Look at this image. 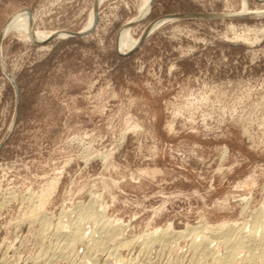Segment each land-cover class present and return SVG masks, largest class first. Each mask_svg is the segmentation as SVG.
Returning <instances> with one entry per match:
<instances>
[{
    "label": "rangeland",
    "instance_id": "rangeland-1",
    "mask_svg": "<svg viewBox=\"0 0 264 264\" xmlns=\"http://www.w3.org/2000/svg\"><path fill=\"white\" fill-rule=\"evenodd\" d=\"M99 1L0 0V264H224L211 227L264 223V0H153L123 54L141 0ZM19 16L69 36L4 35ZM81 206L108 222L72 251L56 230ZM262 234L231 264H264Z\"/></svg>",
    "mask_w": 264,
    "mask_h": 264
},
{
    "label": "bare ground",
    "instance_id": "bare-ground-1",
    "mask_svg": "<svg viewBox=\"0 0 264 264\" xmlns=\"http://www.w3.org/2000/svg\"><path fill=\"white\" fill-rule=\"evenodd\" d=\"M102 0H100L99 1V3L101 2ZM261 1V0H260ZM150 2H151V0H141L140 1V4H139V7H138V12H137V15H135V17L132 19V20H130L128 23H126L125 25H124V27H123V29H122V31H121V39H119V41H118V43H117V46H118V49L117 50H119V53H126V52H128L129 50L131 51V49L133 50L134 49V47L137 45L138 46V44H139V41H137V39L135 40V39H133L132 37H131V35H129V27H130V25L132 24V23H134L135 21H139L140 19H142L144 16H146L147 15V13H148V11H149V8H150ZM97 3V2H96ZM96 3H95V5H94V10H90V13H89V15H88V21H87V23H86V25L83 27V29L79 32V33H83L84 34V32L86 31V30H89V28H90V26L93 24V20L95 21L96 20ZM244 5V4H243ZM242 5V6H243ZM243 13H246V10H245V8H243ZM24 12H26V10H23ZM94 11V12H93ZM253 14H255V13H253ZM29 15H30V13L29 12H26V16L27 17H29ZM14 18V17H13ZM12 18V19H13ZM12 19H10L8 22H7V24H5V26H4V28H3V31H2V33L4 34H6L7 32H9L10 30L12 31H16V33H19V35L21 36V37H23V39H26V40H31V41H38V40H40V39H42L43 37H49V36H58V37H65L66 35L67 36H69V34H64V33H60V32H51V33H47V34H44L45 32H33V31H30V29L28 30V20L26 21V18H24L23 16H19V17H16V18H14L13 20ZM12 20V21H11ZM11 21V23L9 24V26L7 27V29H6V26L8 25V23ZM164 21V20H163ZM162 23V20L161 21H156V22H154V23H152V25L150 24V27H149V29L152 27H157L159 24H161ZM151 28V29H152ZM6 31V32H5ZM10 31V32H11ZM90 31V30H89ZM88 31V32H89ZM149 31V30H148ZM148 31H146V32H148ZM2 33H1V37H2ZM87 33V32H86ZM4 34V35H5ZM147 34V33H146ZM254 41V40H253ZM136 46V47H137ZM104 158H107V155H105V157ZM104 158H102V160L104 159ZM106 160V159H105ZM87 208H88V206H87ZM98 209V208H97ZM96 211H98V210H96ZM102 215L103 214H99V215H97L93 210H92V207H89L88 209H85V208H82V206L81 207H78V209H77V216H76V219H75V221L72 223V227L69 229V231H68V233H63V232H61V229L58 227V229L56 230V233H57V236H56V238H57V242L60 244V243H64L65 244V246H67V247H70L71 248V250L73 251L74 250V244L75 243H77L78 241H79V243L83 240V239H89V238H91V235L92 234H89V235H87L86 236V234H85V232L82 230V228L79 226V224H80V222H82L83 220H87V219H92V220H94L95 221V224H94V227H93V230H92V232H95V225H97L96 223L97 222H100V223H102V225L103 224H105L106 222H108V220H104V221H101L100 219H102ZM119 221V220H118ZM250 221H252V220H250ZM247 223V222H246ZM91 224V223H90ZM264 223H262V222H260V221H258V219L257 218H255V220L254 221H252V224H251V227H250V231H249V234H244V230L242 231V229H243V227L242 228H237V229H233V228H230V227H232V226H230V227H228L227 225L225 226V225H223V226H221V225H216L215 227H211V230L212 231H216V233H218V237L221 239L220 241H222L223 243H224V245H225V252H224V260H225V262H224V264H231V262H232V260L234 259V257H235V255L238 253V252H240L239 250H237L238 248H243L244 247V250L245 249H247L248 251L250 250V249H255L254 247L255 246H258V241H257V239H254V235H255V233L257 232V230L259 229H261L264 225H263ZM67 225V224H66ZM100 225V224H99ZM117 225V224H116ZM250 225V224H249ZM238 226H240V225H238ZM63 227H64V225H63ZM105 226L103 225V228H104ZM113 227V226H112ZM127 227V226H126ZM171 226L170 225H168L165 229H158V231H154V232H151V233H148L147 235H145L144 236V241H141L142 242V244H141V246H140V252H141V250H144V249H149L150 247H151V245H153V243L154 242H158L157 244L159 245L158 247H160L162 244H164V243H166L167 241H169L170 240V238L171 239H173L174 238V236H178L179 235V233L178 232H172V235L170 236H168L167 234H169V232H171V228H170ZM68 228H69V226H68ZM258 228V229H257ZM86 229H88L87 227H86ZM120 229V228H119ZM123 230V229H122ZM89 231V230H88ZM125 231V230H124ZM106 232V231H105ZM40 234V233H39ZM53 234H55L54 232H53ZM125 234V233H124ZM213 234V233H212ZM52 235V234H51ZM105 235V234H104ZM112 235H114V234H112ZM211 235V234H210ZM263 236V234L261 235V237ZM43 234H42V239H43ZM100 237V236H99ZM121 237V236H120ZM140 237V236H139ZM190 237V236H189ZM41 238V237H40ZM52 238V237H51ZM262 238H264V236L262 237ZM53 239V238H52ZM98 239V238H97ZM135 239L137 240V238L135 237ZM205 239V238H204ZM212 239V238H211ZM44 240V239H43ZM176 240H178V239H176ZM206 240V239H205ZM115 241V240H114ZM172 241V240H171ZM203 241V240H202ZM53 242V241H52ZM84 242V241H83ZM124 242H126V241H124ZM136 241H128L127 242V246L128 247H130L129 249L131 250L132 249V251L134 250L133 248H135V246L134 245H136V243H135ZM187 242V241H186ZM86 243V242H85ZM169 243H170V241H169ZM210 243V242H209ZM138 244V243H137ZM167 244V243H166ZM201 244V243H200ZM212 244V243H211ZM214 244V243H213ZM52 245H54V244H52ZM76 245V244H75ZM81 245V244H80ZM83 245V244H82ZM120 245V244H119ZM138 245H140V244H138ZM168 245V244H167ZM169 245H171V244H169ZM168 245V246H169ZM173 245V244H172ZM191 245V244H190ZM193 246H195L196 244H192ZM223 245V244H222ZM223 245V246H224ZM110 246V245H109ZM120 246H122V245H120ZM126 245H125V243H124V247H125ZM164 246H166V245H164ZM188 246V245H187ZM210 246V245H209ZM95 247V246H94ZM104 247V246H103ZM114 247H116V246H114ZM167 247V246H166ZM166 247L165 248H163V249H166ZM215 247H216V245H215ZM214 246H213V248H215ZM53 248V247H52ZM51 248V249H52ZM79 248V247H78ZM111 248V247H110ZM117 248V247H116ZM123 248V247H122ZM138 248H139V246H138ZM153 248V247H152ZM151 248V249H152ZM196 248H197V246H196ZM201 248H202V246H201ZM203 248H206V246H204ZM50 249V248H49ZM55 249V248H54ZM57 249V248H56ZM111 249H113V248H111ZM118 249H119V247H118ZM156 249V248H155ZM170 249H172V248H170ZM188 249V248H187ZM217 249H218V246H217ZM217 249H215L216 251H217ZM258 249V248H257ZM264 249V248H263ZM94 250L96 251V254H97V250L94 248ZM106 250H107V248H106ZM236 250L238 251L236 254H235V252H236ZM251 250V251H252ZM260 250V249H259ZM49 251V250H48ZM65 251V250H64ZM71 251V252H72ZM77 251V250H76ZM85 251V250H84ZM94 251V252H95ZM112 250H110V252H111ZM118 252V250H115V252ZM165 251V250H164ZM215 251V252H216ZM248 251H246L247 253H248ZM250 251V252H251ZM78 252V251H77ZM77 252H76V254H77ZM83 252V251H82ZM93 252V253H94ZM109 252V251H108ZM107 252V253H108ZM114 252V251H113ZM120 252V251H119ZM138 252V251H137ZM140 252H138L137 253V255H139L140 254ZM149 252V251H148ZM159 251H157V253H158ZM212 252H213V250H212ZM48 253V252H47ZM74 253V252H73ZM106 253V252H105ZM112 253V252H111ZM146 253V252H145ZM209 253V252H208ZM214 253V252H213ZM45 254V253H44ZM86 253H84V255H85ZM103 254V253H102ZM113 254V253H112ZM120 254V253H119ZM177 254V253H176ZM78 255V254H77ZM84 255H82V257L81 258H83L84 257ZM105 255V254H104ZM114 255V254H113ZM117 256H119L118 254H116ZM135 255V254H134ZM149 255V254H148ZM157 255V254H156ZM159 255V254H158ZM163 255H165V254H163ZM169 255V254H168ZM167 255V256H168ZM170 255H172V254H170ZM191 255V254H190ZM203 255H204V253H203ZM209 255V254H208ZM74 256V255H73ZM85 256H87V255H85ZM91 256H92V254H91ZM145 256H147L146 254H145ZM159 256H161V254L159 255ZM44 257V256H43ZM47 257V256H46ZM76 257V256H75ZM94 257V256H93ZM105 257V256H104ZM103 257V258H104ZM130 257H132V256H130ZM153 257V256H152ZM171 257V256H170ZM237 257V256H236ZM235 257V258H236ZM262 257V256H261ZM17 258V257H16ZM68 258H70V257H68ZM71 258H72V256H71ZM70 258V259H71ZM86 258H88V257H86ZM92 258V257H91ZM102 258V259H103ZM108 258V257H107ZM118 258H120V256L118 257ZM122 258V257H121ZM128 259H125L123 262H121V263H123V264H132L131 262H133L132 261V259L131 258H129V257H127ZM140 258V257H139ZM142 258V257H141ZM158 258V257H157ZM166 258V257H165ZM264 258V257H263ZM75 259V258H74ZM89 259V258H88ZM87 259V260H88ZM106 259V258H105ZM105 259H103V261L105 260ZM110 258H108V261H110L109 260ZM159 259H161V258H159ZM169 259V258H168ZM168 259H167V261H168ZM197 259V258H196ZM72 260V259H71ZM82 260V259H81ZM80 260V261H81ZM96 260V259H95ZM177 260V259H176ZM183 260V259H182ZM204 260V259H203ZM220 260V259H219ZM242 260H243V258H242ZM56 261V260H55ZM84 261V260H83ZM82 261V262H83ZM89 261H90V259H89ZM88 261V262H89ZM92 261V260H91ZM90 261V262H91ZM94 261V260H93ZM92 261V262H93ZM98 260H96V262H97ZM119 261V260H118ZM156 261V260H155ZM158 261H160V260H158ZM170 261V260H169ZM251 261V260H250ZM79 262V261H78ZM95 262V261H94ZM106 262V261H105ZM111 262V261H110ZM109 262V263H110ZM112 262H114V261H112ZM144 262V261H143ZM146 262V261H145ZM151 262V261H150ZM175 262V261H174ZM50 263V262H49ZM52 263V262H51ZM85 263V262H84ZM101 262H100V260H99V264H100ZM102 263H104V262H102ZM114 263H116V262H114ZM92 264V263H91ZM107 264V263H106ZM117 264V263H116ZM120 264V263H119ZM138 264V263H137ZM145 264V263H144ZM150 264V263H149ZM155 264H156V262H155ZM216 264H218V263H216Z\"/></svg>",
    "mask_w": 264,
    "mask_h": 264
},
{
    "label": "water",
    "instance_id": "water-1",
    "mask_svg": "<svg viewBox=\"0 0 264 264\" xmlns=\"http://www.w3.org/2000/svg\"><path fill=\"white\" fill-rule=\"evenodd\" d=\"M152 1L153 0H151V2L150 3H152ZM262 1V0H261ZM23 10H26V12H29L30 13V11L27 9V8H25V9H23ZM73 36H81V35H83V34H81V33H79V32H72L71 33ZM53 37H55V36H52L51 38H53ZM144 38H145V34L143 33L141 36H140V38H139V45L141 44V42L144 40ZM138 45V46H139ZM13 84V88H14V90H15V93H16V95L18 94V90H17V87H16V85L14 84V83H12Z\"/></svg>",
    "mask_w": 264,
    "mask_h": 264
}]
</instances>
